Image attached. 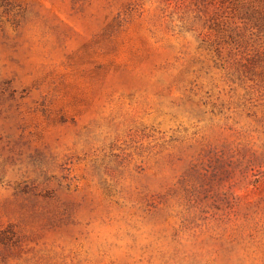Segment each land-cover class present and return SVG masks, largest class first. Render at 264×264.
Instances as JSON below:
<instances>
[{
    "label": "rangeland",
    "instance_id": "374dc122",
    "mask_svg": "<svg viewBox=\"0 0 264 264\" xmlns=\"http://www.w3.org/2000/svg\"><path fill=\"white\" fill-rule=\"evenodd\" d=\"M0 264H264V0H0Z\"/></svg>",
    "mask_w": 264,
    "mask_h": 264
}]
</instances>
